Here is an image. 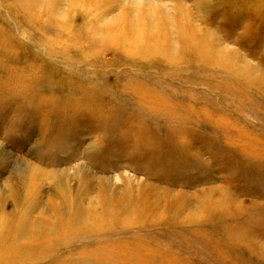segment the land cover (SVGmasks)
I'll use <instances>...</instances> for the list:
<instances>
[{
	"label": "rangeland",
	"instance_id": "1",
	"mask_svg": "<svg viewBox=\"0 0 264 264\" xmlns=\"http://www.w3.org/2000/svg\"><path fill=\"white\" fill-rule=\"evenodd\" d=\"M0 209V264H264V0H0Z\"/></svg>",
	"mask_w": 264,
	"mask_h": 264
},
{
	"label": "bare ground",
	"instance_id": "2",
	"mask_svg": "<svg viewBox=\"0 0 264 264\" xmlns=\"http://www.w3.org/2000/svg\"><path fill=\"white\" fill-rule=\"evenodd\" d=\"M132 41H129V42L130 43L132 42V44H135V45L138 44V42H136L134 40H132ZM26 214L27 213L21 214L19 216V218L18 217L16 218V220L13 217V220H14L13 221L14 222L13 225H14V227H16V228H18L20 230V233L23 230L22 225L25 223V220H26L25 216H26ZM6 221H8V220H6ZM37 227H39V226H37ZM9 229H12V226H9V222L8 223H5L4 213H3L2 209H0V247H2V245L4 244V238H5V236L2 233L4 231L9 232L10 231Z\"/></svg>",
	"mask_w": 264,
	"mask_h": 264
}]
</instances>
